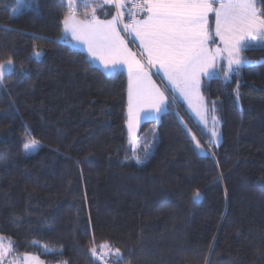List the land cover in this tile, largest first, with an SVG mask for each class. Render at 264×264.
<instances>
[{
    "label": "trees",
    "instance_id": "obj_1",
    "mask_svg": "<svg viewBox=\"0 0 264 264\" xmlns=\"http://www.w3.org/2000/svg\"><path fill=\"white\" fill-rule=\"evenodd\" d=\"M16 5L0 0V63L15 69L0 87V235L12 255L105 264L96 248L114 264L119 248L118 264H264V47L241 53L260 64L202 82L221 120L219 144L170 94L167 110L139 126H157L158 140L137 166L127 73L107 74L62 38L67 0L14 14ZM99 11L115 15L113 5ZM25 135L41 143L37 152L24 153Z\"/></svg>",
    "mask_w": 264,
    "mask_h": 264
},
{
    "label": "snow or ice",
    "instance_id": "obj_2",
    "mask_svg": "<svg viewBox=\"0 0 264 264\" xmlns=\"http://www.w3.org/2000/svg\"><path fill=\"white\" fill-rule=\"evenodd\" d=\"M17 2L19 5L20 0ZM107 2L123 7V0ZM260 3L261 6L257 7V0H140L136 7L145 13V18L137 20L133 17L130 23L123 25V30L134 32L139 39L142 51L147 53V68L120 35L118 25L123 23L120 11L110 20L98 19L94 10L91 19L78 20L75 15L76 0H67L69 12L62 21V38L86 44L89 53L99 59L107 72L115 73L120 65H127L130 116L146 118L150 116V111L145 110L140 117L134 109L146 105L147 109L159 113L166 111L168 104L173 101L174 97L165 96V92L151 82L150 69L159 66L167 80L180 90L184 98L190 104L194 102L193 108L200 116L204 128L208 129V118L211 117L212 128L206 133L202 130V134H207L210 146H214L219 138L215 130L217 117L211 115L216 111V102H209L202 95V77L211 79L219 77L222 72L223 80L228 82L239 74L242 66L261 63L241 55L254 46L264 47V0H260ZM217 39L223 47H212L217 44ZM41 54L35 50L33 52L34 56ZM14 71L12 59L0 63V87L4 85L5 76ZM127 123L131 129L132 120ZM193 140L197 148L206 151L194 134ZM39 147L40 142L35 138H25L23 148L26 151H35ZM144 151L143 159L136 157L137 166L146 163L152 154L150 147L146 146ZM200 196V190L196 189L193 193L194 202ZM2 243L3 237L0 236V250ZM101 247L110 250L109 245ZM47 251L45 248V253ZM90 252L102 261L107 254L97 255L96 248H91ZM29 255L25 253V257ZM114 255V264H118L122 259L121 250L116 248ZM35 260L37 264H44L38 256Z\"/></svg>",
    "mask_w": 264,
    "mask_h": 264
},
{
    "label": "crops",
    "instance_id": "obj_3",
    "mask_svg": "<svg viewBox=\"0 0 264 264\" xmlns=\"http://www.w3.org/2000/svg\"><path fill=\"white\" fill-rule=\"evenodd\" d=\"M113 5L114 6V3H108L107 0H80V1H77L76 2V6H75V15H76V18L78 20H89L92 18V15H93V10L95 12V16L100 19V20H110L112 19V17L110 18H102L100 16V8L104 7V6H111ZM86 6H90V10L89 12H87V16H81L77 13V9H79L80 7H86ZM125 5L123 3V7L124 8ZM114 10H115V7H114ZM115 15H116V12H115ZM114 15V16H115ZM145 18V13L142 12V15L137 18V20H142ZM214 27V25H213ZM118 28L120 29V35L124 37L125 39V42L127 44V47L131 50V52L133 53H137V58L138 59H141L144 64H145V67L147 68V53L143 52L141 47H140V41L139 39L135 36V33L134 32H128L127 35L122 31L120 25H118ZM66 40V39H65ZM68 43H70L72 46L76 47V48H79L80 50L86 52V54L89 56V58L92 60V62L99 66L104 72H106L107 74H110V72H107L105 71L104 69V66L103 64L99 61V59L97 58H94L92 56L91 53H89L88 51V48H87V45L84 44L82 41H76V40H66ZM216 46H220V47H223L222 44H220L219 40L217 39V44L216 45H213L212 47H216ZM119 70H124L127 75H128V70H127V65H120L119 67ZM162 74H164V72L159 68V66H156V69L151 68L150 69V79H151V82L155 84V86L157 88H159L161 91H164L165 92V96H169L170 94H174L175 96H177L178 98H184V96L182 94H178V93H175L174 91H172V89H170L168 87V85L166 84L167 81H165L163 79V76ZM207 78V77H202V82L203 80ZM129 79V77H128ZM168 88L167 91H165V88ZM147 87H151V85H148ZM201 93H202V90H201ZM203 95V93H202ZM204 96V95H203ZM205 98V97H204ZM183 100V99H182ZM187 110L189 111V113L191 114V116H193L195 122H197L198 124L203 125V122L200 118V116H198L195 111L193 109H191L190 107H188V103L187 101H183ZM145 110H148L151 112L150 116L146 117V118H138L137 116H130V113H129V120L131 119L132 120V124L133 126L136 128V129H139V126L142 122L144 121H147V120H157L161 114L164 112V111H161L159 113L155 112V110H149L147 109V106L146 105H140L138 106L137 108L134 109V112L138 113L140 117L143 116V112ZM209 127V126H208Z\"/></svg>",
    "mask_w": 264,
    "mask_h": 264
},
{
    "label": "rangeland",
    "instance_id": "obj_4",
    "mask_svg": "<svg viewBox=\"0 0 264 264\" xmlns=\"http://www.w3.org/2000/svg\"><path fill=\"white\" fill-rule=\"evenodd\" d=\"M77 1H80V0H76V2ZM37 6H38V0H20L19 5H18V2H17V5H16V7L14 9V14H16L18 12H21L23 10H26V9H36ZM36 51L42 53L39 50H36ZM41 56H42V54L37 56V57H41ZM154 69H156V67H154ZM162 76H163V79L165 81H167L166 84L168 85V87L170 89H172V91H174L175 93L181 94L180 90L178 88H176L174 85H172L167 80V77L165 76V74H162ZM180 99L181 100L183 99L182 101H184V100L187 101L188 107H190L191 109L194 110V108H193L194 102H193V104H190L187 99H185V98H180ZM237 100H238V102L240 104V100H239L238 97H237ZM195 113H196V111H195ZM211 115H215L217 117V120L215 122V130L219 133V138H218V141H217L216 144H219L221 142V129H220L221 120H220V118H219V116L217 115L216 112L212 113ZM208 124L210 125V128H212L213 125H212V121H211V117L210 116L208 118ZM190 132L192 133V136L194 134L195 138L200 141V139L193 132V130H191ZM128 134H129V141H130L131 145H133V147L136 149V157L139 156L141 159H143V157L145 155V151L144 150H145L146 146L150 147L151 153H153V150H154L155 145H156L157 140H158L157 126L151 127L149 129V133L140 134L139 129H136L133 126V124H132L131 129L129 128V125H128ZM26 137L32 138L30 135H25L23 137V143H24V140H25ZM200 144L203 145L201 141H200ZM40 146H41V143H40ZM203 147L205 149L204 145H203ZM38 149L35 150V151H26L24 149V153L26 155H30V154H33V153L37 152ZM200 152L205 153L206 151H201L200 150ZM0 236L3 237L2 250H0V264H25V261H27V264H37V261L35 260V256H32V255H29L27 257H25V255H23L22 257L13 256L12 252H11L12 251V245H13L12 240L10 238L4 236V235H0ZM9 241H11L10 244H9ZM102 253H107L104 256L103 260L105 262H108V257L110 256L109 251L107 249H105ZM39 260L43 261L42 259H39ZM44 264H47V263L44 262Z\"/></svg>",
    "mask_w": 264,
    "mask_h": 264
},
{
    "label": "built area",
    "instance_id": "obj_5",
    "mask_svg": "<svg viewBox=\"0 0 264 264\" xmlns=\"http://www.w3.org/2000/svg\"><path fill=\"white\" fill-rule=\"evenodd\" d=\"M138 2H140V0H123V3L125 5L124 8L118 7V5L114 3L115 12L117 13V11H120L122 15L123 23L120 24V27L126 35L128 32H125L123 30V25L130 23L133 17L137 19L142 15V11L136 7V4Z\"/></svg>",
    "mask_w": 264,
    "mask_h": 264
}]
</instances>
